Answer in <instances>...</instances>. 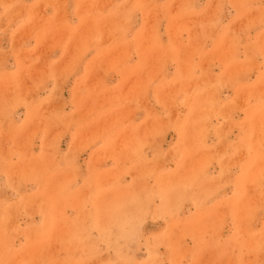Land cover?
<instances>
[{
  "label": "rangeland",
  "instance_id": "374dc122",
  "mask_svg": "<svg viewBox=\"0 0 264 264\" xmlns=\"http://www.w3.org/2000/svg\"><path fill=\"white\" fill-rule=\"evenodd\" d=\"M0 264H264V0H0Z\"/></svg>",
  "mask_w": 264,
  "mask_h": 264
}]
</instances>
